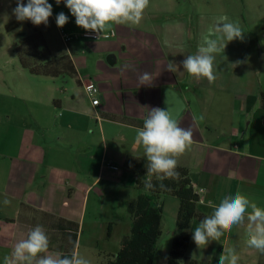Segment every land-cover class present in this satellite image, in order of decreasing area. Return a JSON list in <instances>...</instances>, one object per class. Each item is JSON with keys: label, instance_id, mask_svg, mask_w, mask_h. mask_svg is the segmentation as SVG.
Wrapping results in <instances>:
<instances>
[{"label": "crops", "instance_id": "0c3cea01", "mask_svg": "<svg viewBox=\"0 0 264 264\" xmlns=\"http://www.w3.org/2000/svg\"><path fill=\"white\" fill-rule=\"evenodd\" d=\"M178 5L179 0H150L138 25L112 24L103 31L115 32L108 39L76 37L64 49L77 70L67 86L46 83L42 98L31 91V100L24 98L31 107L23 111L0 108V117L6 115L5 121L0 118V260L26 238L21 220L34 210L77 224V244L90 228L86 241L96 243L91 231L98 225L100 212L96 195L124 188L127 201L137 196L134 175L124 163L128 156L146 159L143 148L134 143L136 129L143 126L151 108H164L166 89L175 90L183 100L176 118L179 125L193 131V143L179 157L178 165L189 170L200 196L199 212L211 215L214 205L236 192L264 208V59L238 65L242 40L236 39L216 55L215 82L189 76L181 62L195 54L211 20L210 14L179 10ZM235 11L232 17L222 15L236 22L239 14ZM83 30L75 24L72 31H66ZM170 61L178 65L175 73L167 70ZM144 72L151 74V86L138 83L137 77ZM89 80L98 87L96 105L84 89ZM108 163L120 170L108 168ZM110 178L116 186L101 183ZM5 199L10 204L5 205ZM162 200V234L154 264H167L164 257L176 232L179 209L177 197ZM107 221L102 223L107 228L102 238L114 248L101 251L115 254L121 239L130 233L131 219L129 214L112 213ZM200 221L195 219L190 229L186 254L191 259L218 264L223 247H235L238 264H264V254L246 244V225L233 226L219 242L198 248L192 233ZM88 248L96 250L94 245Z\"/></svg>", "mask_w": 264, "mask_h": 264}, {"label": "clouds", "instance_id": "9594fccd", "mask_svg": "<svg viewBox=\"0 0 264 264\" xmlns=\"http://www.w3.org/2000/svg\"><path fill=\"white\" fill-rule=\"evenodd\" d=\"M59 5L61 0H55ZM66 7L75 17L77 26L86 31L101 33L116 25H138L143 19L150 0H63ZM12 14L18 21H31L32 24L47 26L53 14L52 5L48 0H16ZM68 22V16L63 12L56 16V24L63 27ZM244 39V33L238 23L227 15L213 18L206 33L202 34L195 54H189L183 59V70L197 81L207 79L215 82L214 62L217 54L223 53L227 44L233 40ZM167 70L175 73L178 65L169 62ZM138 83L144 86L152 85V76L148 72L140 74ZM195 119V118H194ZM200 120L203 119L201 116ZM136 146L142 147L146 158V176H155L159 184L150 180L145 188L152 190L159 186L166 188L165 180L178 179V159L193 143L192 128H183L177 119L163 108H151L144 118L143 126L136 129L134 138ZM10 204L8 199L3 201ZM246 225V244L249 248L264 254V208L259 207L246 195L236 192L225 196L218 205L213 206V212L205 216L193 230L192 239L198 248H205L210 242H219L221 236L230 231L233 226ZM240 257L235 247H223L218 257V264H238ZM167 260V257H164ZM3 264H91L90 260L76 252L64 255L49 250V237L45 229L37 225L30 229L26 238L15 243L12 252L6 255Z\"/></svg>", "mask_w": 264, "mask_h": 264}, {"label": "rangeland", "instance_id": "374dc122", "mask_svg": "<svg viewBox=\"0 0 264 264\" xmlns=\"http://www.w3.org/2000/svg\"><path fill=\"white\" fill-rule=\"evenodd\" d=\"M227 1L229 0H223L222 4L221 0H210V3L207 4L205 0H179L178 7L179 10L182 9L183 11L187 9V11H193L194 9L200 14H210L211 23L213 22V18L222 14H229L232 17L230 13L236 8L235 12L239 16L236 15L238 18L235 21L244 33H246L242 40V52L238 65H242L248 60L255 63L259 62L262 58L264 59V0H245L246 5L240 0H231L230 3ZM250 1L251 3H249ZM254 2L256 4L253 7ZM24 3L26 4L27 0H24ZM48 3L52 5L53 14L49 18L48 24L45 27L46 29H42L41 25H39L42 34L41 38L44 41L42 42L39 35L33 33L31 21H18L12 14V10L16 7V0H0V108L3 110L12 108L13 112L17 110L23 111L31 107V103L24 99L26 96V98L31 100V91L35 93L34 96L36 98H42V90L47 88L46 83L61 87L67 86L69 82V79L64 77L50 81L45 80L42 76L29 73L27 69L20 65L15 53V45H20L25 56L29 59H39L42 57L53 59L59 57L61 52L66 54L64 49H66L67 45L62 42L59 35L58 31L61 27H58L56 24V16L61 12L68 16V22L62 27L68 31H72L74 28L76 24L75 17L72 16L63 0H61L59 5L56 4L55 0H48ZM241 15H243L242 17L244 19ZM12 22L15 23L16 28L8 31L6 27ZM23 36H27L30 42L32 40L31 45L24 46L21 43V37ZM43 43L46 48L43 46ZM0 118H2V121H5L6 115ZM12 118L15 119L14 114ZM101 183L112 186L117 185L116 181L111 178ZM124 190V188H117L115 190L105 191L103 196L95 194L99 198L100 212L97 215L98 225L95 228L92 226L91 231H93V238H96L97 241L91 245L86 241L90 228H87L88 230L85 228L86 231L77 244V253L89 259L91 264H106L104 258L107 253L101 250L105 247L114 248L113 244H109L102 238V235L107 230L105 226H102V223H107V217L112 213H115L118 217L128 214L127 204L130 199L127 201L128 191ZM24 215L21 222L25 231L28 232L37 225L42 226V221L38 214L26 212ZM45 231L47 233V230ZM165 232V235H167V229H165ZM164 240L165 236L162 242ZM93 245L96 250L94 248H88L90 246L93 247ZM3 260L4 258L0 260V264H3Z\"/></svg>", "mask_w": 264, "mask_h": 264}, {"label": "trees", "instance_id": "16d2710c", "mask_svg": "<svg viewBox=\"0 0 264 264\" xmlns=\"http://www.w3.org/2000/svg\"><path fill=\"white\" fill-rule=\"evenodd\" d=\"M32 31L39 35L43 41L39 26L32 24ZM16 28L14 22L7 25L6 29L12 31ZM22 44L31 45L27 36H23ZM35 46V45H34ZM45 47V44L43 43ZM46 48V47H45ZM15 53L20 65L29 73L37 76L52 78H75L77 70L72 57L61 52L56 58L29 59L25 56L20 45H15ZM264 105V96L262 95ZM146 159L128 156L124 167L134 175L135 187L138 189L136 197L131 198L127 204V212L131 219V229L121 241L119 250L115 254H106V264H154L158 241L162 234L163 197L175 196L179 199V209L176 216V232L167 256V264H199L191 259L186 250L190 240V229L195 219L202 220L205 216L199 212L197 205L199 194L194 190L188 168L178 165L180 173L178 179L165 180L166 188L157 186L149 190L145 188L147 178L159 184L155 176H146ZM37 213V211H33ZM42 225L47 230L49 237V250L71 255L76 250L79 227L70 221L54 218L47 212H39ZM111 226L109 228V232ZM27 236V233H26Z\"/></svg>", "mask_w": 264, "mask_h": 264}, {"label": "built area", "instance_id": "2783aa9c", "mask_svg": "<svg viewBox=\"0 0 264 264\" xmlns=\"http://www.w3.org/2000/svg\"><path fill=\"white\" fill-rule=\"evenodd\" d=\"M59 34H60L62 42L64 44L68 45L76 37H79V36L82 38H85V39L99 40V39H108V38L114 36L115 32L111 31V32L94 33L91 31L83 30L79 33H73V32L66 31L64 28H60ZM84 89H85L86 93L91 97L92 104L93 105L98 104L99 103V95H98L97 85L94 82H92L91 80H89L84 84ZM106 166L108 168L114 170V171L120 170L118 166L111 164V163H108Z\"/></svg>", "mask_w": 264, "mask_h": 264}, {"label": "water", "instance_id": "95a60500", "mask_svg": "<svg viewBox=\"0 0 264 264\" xmlns=\"http://www.w3.org/2000/svg\"><path fill=\"white\" fill-rule=\"evenodd\" d=\"M165 95L163 109L168 111L172 117L176 119L183 108V100L180 98L179 94L172 89H166Z\"/></svg>", "mask_w": 264, "mask_h": 264}]
</instances>
